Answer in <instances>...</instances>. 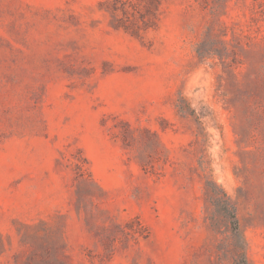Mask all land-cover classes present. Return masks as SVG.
Instances as JSON below:
<instances>
[{"label": "rangeland", "instance_id": "obj_1", "mask_svg": "<svg viewBox=\"0 0 264 264\" xmlns=\"http://www.w3.org/2000/svg\"><path fill=\"white\" fill-rule=\"evenodd\" d=\"M0 264H264V0H0Z\"/></svg>", "mask_w": 264, "mask_h": 264}]
</instances>
